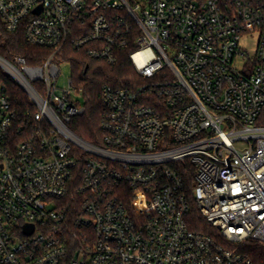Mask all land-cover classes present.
Returning a JSON list of instances; mask_svg holds the SVG:
<instances>
[{"label": "built area", "instance_id": "built-area-1", "mask_svg": "<svg viewBox=\"0 0 264 264\" xmlns=\"http://www.w3.org/2000/svg\"><path fill=\"white\" fill-rule=\"evenodd\" d=\"M0 21L50 51L0 56L30 103L0 87V264H264V0H0ZM66 47L173 79L103 87L94 146L69 128L86 107L59 84Z\"/></svg>", "mask_w": 264, "mask_h": 264}, {"label": "trees", "instance_id": "trees-1", "mask_svg": "<svg viewBox=\"0 0 264 264\" xmlns=\"http://www.w3.org/2000/svg\"><path fill=\"white\" fill-rule=\"evenodd\" d=\"M0 28L2 34L0 35V56L11 60L15 56L26 57L31 65L42 64L50 56V51L40 49L30 45L22 32L16 34H6L2 28L0 21ZM65 56L72 69V77L75 84L83 90L84 105L86 112L83 116L75 118L69 128L82 140L94 146L101 145V120L104 111L101 92L103 87L111 86L113 88H126L136 90L140 86L156 83L159 81L172 80V74L168 71L162 72L153 80L147 81L142 79L126 53H122L119 62L116 66H109L103 62H94L87 59L83 52H74L70 47H66ZM0 87L5 88L16 108L20 113H24L26 109H30V103L27 95L0 71ZM151 97L149 106L155 107L158 112L164 110V106L155 98ZM24 121V118L21 119ZM21 121V122H22ZM29 123L31 120H28ZM180 171L184 179V192L191 205V222L194 223V228L197 225L204 226V220L200 217L196 205L194 204L193 190L195 186L194 167L189 160L174 166ZM72 203V202H71ZM72 206H76L71 204ZM254 253V259L257 260L259 254H264L261 250Z\"/></svg>", "mask_w": 264, "mask_h": 264}, {"label": "rangeland", "instance_id": "rangeland-1", "mask_svg": "<svg viewBox=\"0 0 264 264\" xmlns=\"http://www.w3.org/2000/svg\"><path fill=\"white\" fill-rule=\"evenodd\" d=\"M256 46H257V40L256 39L252 40L248 44H244L245 49L251 53L255 52ZM60 68H61L62 74H61L59 84L64 85L72 77V69H71V66L69 65V63H64V64L60 65Z\"/></svg>", "mask_w": 264, "mask_h": 264}, {"label": "water", "instance_id": "water-1", "mask_svg": "<svg viewBox=\"0 0 264 264\" xmlns=\"http://www.w3.org/2000/svg\"><path fill=\"white\" fill-rule=\"evenodd\" d=\"M25 231H26V234H31L33 232V227L28 226L26 227Z\"/></svg>", "mask_w": 264, "mask_h": 264}]
</instances>
